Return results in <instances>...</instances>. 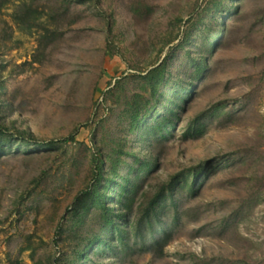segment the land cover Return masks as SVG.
<instances>
[{
	"label": "rangeland",
	"instance_id": "1",
	"mask_svg": "<svg viewBox=\"0 0 264 264\" xmlns=\"http://www.w3.org/2000/svg\"><path fill=\"white\" fill-rule=\"evenodd\" d=\"M0 125V264H264V0H0Z\"/></svg>",
	"mask_w": 264,
	"mask_h": 264
},
{
	"label": "trees",
	"instance_id": "2",
	"mask_svg": "<svg viewBox=\"0 0 264 264\" xmlns=\"http://www.w3.org/2000/svg\"><path fill=\"white\" fill-rule=\"evenodd\" d=\"M2 130H4L3 129V127H1V125H0V131H2ZM72 139H74L73 137H72ZM116 176H114L113 177V179L112 180H109L108 181V185H110V183L111 182H114V180H118V178H119V175H117V172L116 173H114ZM121 195H122V193H121ZM122 198V197H121ZM122 200V199H121ZM158 206H159V201H155V202H153V204L151 205V207H149L148 209V214H150L151 212L152 213H155V211L157 210V208H158ZM150 216V215H149Z\"/></svg>",
	"mask_w": 264,
	"mask_h": 264
}]
</instances>
